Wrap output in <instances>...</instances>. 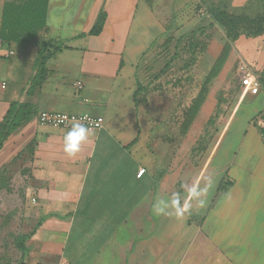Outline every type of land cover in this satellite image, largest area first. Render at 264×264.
Here are the masks:
<instances>
[{"label": "crops", "instance_id": "crops-1", "mask_svg": "<svg viewBox=\"0 0 264 264\" xmlns=\"http://www.w3.org/2000/svg\"><path fill=\"white\" fill-rule=\"evenodd\" d=\"M233 1L240 7L247 0ZM195 2L48 0L45 30L35 41H3L0 122L11 104L22 106L23 120L3 141L0 170H20L28 183L20 203L35 232L24 244L26 264H264V134L249 123L264 110L261 87L241 115L237 105L239 119L221 125L227 129L197 167L182 164V145L173 170H148L141 155L148 149L134 102L138 66L165 36L170 17ZM100 14L99 31L91 34ZM262 40L264 33L238 43L252 46L260 64ZM41 42L48 56L36 84ZM41 112L89 114L102 127L68 155L70 129L40 124ZM193 185L205 190L203 204L189 199ZM7 190L4 180L0 221ZM173 197L190 209L181 216L171 207L154 211Z\"/></svg>", "mask_w": 264, "mask_h": 264}, {"label": "rangeland", "instance_id": "rangeland-1", "mask_svg": "<svg viewBox=\"0 0 264 264\" xmlns=\"http://www.w3.org/2000/svg\"><path fill=\"white\" fill-rule=\"evenodd\" d=\"M233 2L196 0L176 12L167 21L168 34L153 45L149 58L139 64L135 79V87L138 85L140 89L136 97V112L144 125L140 130H145L148 156L146 151L141 155L148 170H173V160L181 145L186 148L182 164L188 165L189 162L197 167L205 151L215 145L222 130L227 129L221 125L228 118L237 116L239 119L237 105L243 104L240 106L241 115L244 105L251 101L252 95L245 92L240 84L242 77L251 75L257 78L264 91V62L259 64L254 60L252 46L238 43L239 39L242 42L252 37L241 35L234 42H227L223 30L212 21L206 10L207 5H217L219 10L225 7L230 12L255 16L264 10L263 0H247L240 7ZM213 41L210 51L215 57L208 52ZM224 53L226 56L212 76L210 71ZM192 58L194 65L185 69L184 65ZM197 104L198 110L195 109ZM194 119L198 121L191 125ZM249 123L257 127L261 135L264 134V110L253 115ZM188 133L191 137L186 143ZM139 140L142 141L139 137L137 145L141 146ZM191 141L192 148L189 146ZM18 173L20 170H9L4 179L10 197L5 202L6 210L0 221V264H18V237L33 228L29 223L28 208L21 205L25 202L21 188L24 189L28 183L24 179L23 184Z\"/></svg>", "mask_w": 264, "mask_h": 264}, {"label": "trees", "instance_id": "trees-1", "mask_svg": "<svg viewBox=\"0 0 264 264\" xmlns=\"http://www.w3.org/2000/svg\"><path fill=\"white\" fill-rule=\"evenodd\" d=\"M48 0H5L1 19H0V37L4 42H16V43H31L35 41L39 32L45 30V18L47 10ZM264 6V0L262 2ZM206 8L212 21L223 30L224 36L227 42H234L241 35L245 37L255 38L264 33V10L255 16H249L243 12H230L227 8L222 7L219 10L217 5H207ZM103 21V14H100L95 26L91 30V34L97 33ZM165 34H168V28H166ZM167 40V39H166ZM168 43L167 41H165ZM164 42V43H165ZM46 44L40 43L39 58L37 59V75L34 78L36 84L41 83L43 79V67L44 62L48 54H44ZM43 49V50H42ZM225 53L221 54L217 61L216 66L210 71L212 76H215L217 67L220 61L225 57ZM218 62V63H217ZM194 58L190 63H186L184 68L187 69L194 65ZM211 76V77H212ZM139 87L137 85L134 102L137 105L136 97ZM199 104V103H198ZM198 104L195 105V109L198 110ZM194 106V105H193ZM22 106L11 104L5 117L0 122V149L3 141L7 136L16 128L19 127L22 122L23 113L20 114ZM264 132V128H263ZM8 166H3L0 170V183L4 182V178L8 173ZM35 230L22 234L18 237L17 248L20 251V258L18 264L25 263L26 248L25 242L34 234Z\"/></svg>", "mask_w": 264, "mask_h": 264}, {"label": "built area", "instance_id": "built-area-1", "mask_svg": "<svg viewBox=\"0 0 264 264\" xmlns=\"http://www.w3.org/2000/svg\"><path fill=\"white\" fill-rule=\"evenodd\" d=\"M3 40L0 37V46L3 45ZM11 52H7L6 55H10ZM240 84L245 92L252 96H256L260 92V83L257 78L251 75H245L240 80ZM264 96V93H263ZM40 124L55 128L71 129L75 123H82L90 130H97L102 127V120L100 118L93 117L89 114H68L58 112H41L38 116ZM144 173V169H140L137 173V177H140Z\"/></svg>", "mask_w": 264, "mask_h": 264}, {"label": "clouds", "instance_id": "clouds-1", "mask_svg": "<svg viewBox=\"0 0 264 264\" xmlns=\"http://www.w3.org/2000/svg\"><path fill=\"white\" fill-rule=\"evenodd\" d=\"M89 135L90 129L87 126L82 123L73 124L64 137V151L68 155H75L80 150L81 145L88 140ZM204 192V189H199L198 186L193 185L188 189L189 199H197L201 204H203V200H200V197L204 195ZM169 207L175 209L177 216H181L190 209L191 205L186 202L181 207L179 198L173 197L170 203L163 200L158 201L154 205V211L157 214H160L165 212V210Z\"/></svg>", "mask_w": 264, "mask_h": 264}]
</instances>
